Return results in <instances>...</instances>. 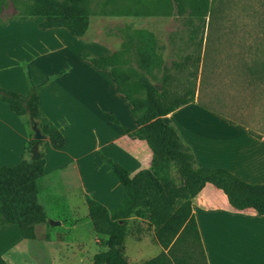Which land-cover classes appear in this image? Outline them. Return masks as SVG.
Listing matches in <instances>:
<instances>
[{
    "label": "crops",
    "instance_id": "obj_1",
    "mask_svg": "<svg viewBox=\"0 0 264 264\" xmlns=\"http://www.w3.org/2000/svg\"><path fill=\"white\" fill-rule=\"evenodd\" d=\"M45 22L44 16L0 21V89L35 93L42 115L65 140L62 149H53L29 113L17 116L0 101V168L44 153L36 186L48 221L35 227V239L23 238L16 225L0 226V258L6 264H90L86 260L92 262L103 247L88 218L86 197L108 210L118 207L124 189L111 164L133 178L151 168L152 150L125 133L138 127L130 106L112 72L91 62L112 51H83V38L64 27L44 28ZM197 83L193 100L163 121L191 151L195 168L222 169L246 183L264 185V135L228 119L203 117L207 108ZM31 140L40 143L26 150ZM191 209L206 264H264V215L235 210L210 184L191 199ZM134 236L141 240L143 232L134 231Z\"/></svg>",
    "mask_w": 264,
    "mask_h": 264
},
{
    "label": "rangeland",
    "instance_id": "obj_2",
    "mask_svg": "<svg viewBox=\"0 0 264 264\" xmlns=\"http://www.w3.org/2000/svg\"><path fill=\"white\" fill-rule=\"evenodd\" d=\"M34 15L48 16L50 25L84 29L83 51H112L103 67L113 73L137 125L153 115L151 86H160L170 100L194 98L199 81L203 117L264 135V0H0V21ZM137 230L143 239L134 236ZM124 248L130 264L161 252L153 229L138 219L128 221ZM177 248L202 264L189 240ZM86 263L92 264L89 258Z\"/></svg>",
    "mask_w": 264,
    "mask_h": 264
},
{
    "label": "trees",
    "instance_id": "obj_3",
    "mask_svg": "<svg viewBox=\"0 0 264 264\" xmlns=\"http://www.w3.org/2000/svg\"><path fill=\"white\" fill-rule=\"evenodd\" d=\"M44 17V28L55 27L47 24L48 16ZM67 29L76 37H80L84 31ZM108 61V58L91 60L98 69H108L103 67ZM117 91L122 94L118 88ZM148 99L153 113L149 122L136 124L138 127L135 131L129 133L125 130V133L132 139L146 141L152 150L151 168L129 178L122 167L111 164L112 173L124 189V198L114 209L108 210L86 197L88 218L95 232L102 236L103 247L93 256L92 264H130L124 241L131 218L147 223L153 229L155 243L167 250L143 264H193L187 250L177 248L186 240L193 249L198 248L199 260L206 264L192 215L191 199L210 184L226 196L235 210L252 209L264 215V185L246 183L226 170L193 166L191 151L183 145L177 131L162 119L191 102L193 95L170 100L167 92L151 86ZM0 101L17 116L29 113L38 122L53 149L64 147L62 134L42 115L35 93L22 96L0 89ZM35 143L40 142L29 141L26 150ZM44 164L45 155L41 152L38 159L29 158L15 167L0 168V226L16 225L23 238L35 239V227L48 225L37 199L36 186V181L43 175ZM172 171L178 177L176 183L172 179ZM0 264L6 262L0 258Z\"/></svg>",
    "mask_w": 264,
    "mask_h": 264
},
{
    "label": "water",
    "instance_id": "obj_4",
    "mask_svg": "<svg viewBox=\"0 0 264 264\" xmlns=\"http://www.w3.org/2000/svg\"><path fill=\"white\" fill-rule=\"evenodd\" d=\"M39 157H37V158H34V159H38Z\"/></svg>",
    "mask_w": 264,
    "mask_h": 264
}]
</instances>
